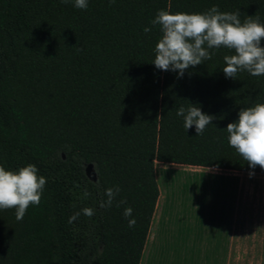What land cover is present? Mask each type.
I'll return each instance as SVG.
<instances>
[{
  "label": "trees",
  "instance_id": "trees-1",
  "mask_svg": "<svg viewBox=\"0 0 264 264\" xmlns=\"http://www.w3.org/2000/svg\"><path fill=\"white\" fill-rule=\"evenodd\" d=\"M212 5L264 23V0H88L86 9L0 0V165L33 164L46 178L21 220L0 209V264H225L236 173L264 171L249 168L224 128L240 108L264 103V75L226 78L224 47L182 78L151 64L157 9ZM188 102L214 117L199 135L176 116ZM156 163L199 171L163 168L157 178Z\"/></svg>",
  "mask_w": 264,
  "mask_h": 264
},
{
  "label": "clouds",
  "instance_id": "clouds-1",
  "mask_svg": "<svg viewBox=\"0 0 264 264\" xmlns=\"http://www.w3.org/2000/svg\"><path fill=\"white\" fill-rule=\"evenodd\" d=\"M71 2L77 9H86L88 0H62ZM158 25L160 37L155 43L152 65L160 71L174 72L182 78L190 67L200 65L211 58L210 49L224 47L232 54L224 55L222 72L226 78H233L239 71H247L251 76L264 75V23L258 17L246 16L240 20L239 10L221 12L212 5L203 12H171L157 9L149 22ZM148 27L144 32H149ZM176 116L182 118L185 131L194 128L197 135L203 133L214 119L213 115L202 111L198 103H189L176 109ZM227 143L245 160L250 169L259 166L264 171V103L240 108L236 119L224 128ZM33 164H26L15 171L0 165V209H14L17 220H21L29 204L38 205L46 178L38 175ZM252 173H249L251 176ZM119 189H116L118 191ZM84 195H87L85 193ZM107 200L100 206L110 204L113 189L105 190ZM84 215L91 216V208L82 209ZM132 208L126 207L123 215L131 216ZM77 214L69 218L75 219ZM135 219H129L132 226Z\"/></svg>",
  "mask_w": 264,
  "mask_h": 264
},
{
  "label": "crops",
  "instance_id": "crops-1",
  "mask_svg": "<svg viewBox=\"0 0 264 264\" xmlns=\"http://www.w3.org/2000/svg\"><path fill=\"white\" fill-rule=\"evenodd\" d=\"M246 174L260 180L258 189L247 186L239 173L233 220L231 224L225 264H264V175ZM253 223V242L243 238V225Z\"/></svg>",
  "mask_w": 264,
  "mask_h": 264
},
{
  "label": "rangeland",
  "instance_id": "rangeland-1",
  "mask_svg": "<svg viewBox=\"0 0 264 264\" xmlns=\"http://www.w3.org/2000/svg\"><path fill=\"white\" fill-rule=\"evenodd\" d=\"M163 168H169V169H173V170L199 171V169L192 168V167H185V166H181V165H162V164L156 163L155 169L157 171V174H156L157 178H158V170L163 169ZM239 175H241L242 180L244 182H246L247 186L254 188L255 191H259V189H258L259 185L258 184H259V182H261L260 180H258L257 178H254V177L249 178L248 176H246V174H243V173H239ZM163 197H164V189L162 187H160V196L158 199V207L155 210L153 220H152V225H151L150 231L148 233L146 248L153 239L154 229H155V225H156L158 215H159V207L163 201ZM232 220H233V218H232ZM252 228H253V223L248 222V223L243 225L244 231L242 232V235H243V238L247 239L246 242H248V243L253 242V239H254V237H253L254 233H253V231L252 232L250 231V229H252ZM146 252H147V249H145V251H144V257L146 255ZM228 264H237V263L230 262Z\"/></svg>",
  "mask_w": 264,
  "mask_h": 264
},
{
  "label": "water",
  "instance_id": "water-1",
  "mask_svg": "<svg viewBox=\"0 0 264 264\" xmlns=\"http://www.w3.org/2000/svg\"><path fill=\"white\" fill-rule=\"evenodd\" d=\"M84 174L91 182H96V173L92 163L84 164Z\"/></svg>",
  "mask_w": 264,
  "mask_h": 264
}]
</instances>
